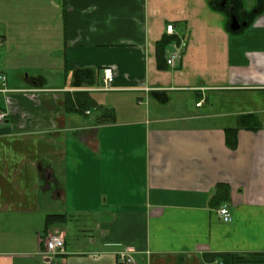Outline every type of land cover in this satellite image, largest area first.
Returning a JSON list of instances; mask_svg holds the SVG:
<instances>
[{
    "label": "crops",
    "instance_id": "crops-1",
    "mask_svg": "<svg viewBox=\"0 0 264 264\" xmlns=\"http://www.w3.org/2000/svg\"><path fill=\"white\" fill-rule=\"evenodd\" d=\"M227 7L259 11L232 32ZM0 75V264H45L53 234V264H264V119L225 121L264 102V0H0Z\"/></svg>",
    "mask_w": 264,
    "mask_h": 264
},
{
    "label": "built area",
    "instance_id": "built-area-1",
    "mask_svg": "<svg viewBox=\"0 0 264 264\" xmlns=\"http://www.w3.org/2000/svg\"><path fill=\"white\" fill-rule=\"evenodd\" d=\"M173 33V26H166V34L171 35ZM181 56V51L177 49L173 54H171L167 60L166 64L172 66L175 61L179 60ZM113 83V72L111 68L103 69L102 86L99 90L107 91L112 90ZM5 76L0 75V92L6 91ZM198 103L197 106H200ZM88 113V112H87ZM5 114L0 112V123L4 120ZM216 215L223 223H230L232 221L231 214L226 206H222L217 209ZM43 248L39 251L38 256L41 261L45 264H53L56 257L61 254L64 250V238L60 234H53L46 236L43 241ZM135 253L132 247H123L121 250L115 252L113 257L118 264H134L133 254Z\"/></svg>",
    "mask_w": 264,
    "mask_h": 264
},
{
    "label": "trees",
    "instance_id": "trees-1",
    "mask_svg": "<svg viewBox=\"0 0 264 264\" xmlns=\"http://www.w3.org/2000/svg\"><path fill=\"white\" fill-rule=\"evenodd\" d=\"M258 11H256V12H258ZM169 42H170V38H164V40L160 44V47L164 48L165 46H167V44ZM79 102H80V105H79L80 107L76 106V108H78V109L83 106L81 104L82 102L81 101H79ZM244 118L245 119L240 118V123L238 126H240L241 128L249 129L248 127H245V126H249L250 124H252L250 120H252L253 117L251 115H247V116H244ZM238 130H239V128L237 127V128L226 129V131H225V133H226L225 143H226V146L231 150H234L236 148ZM250 130L257 131L258 128H253ZM227 196H228V194H227L226 186L218 185L215 189L213 196L210 199V203L215 205V206L219 205V204L227 201ZM65 218H66L65 215H62V214L47 215L45 217V225H46L45 230L51 225H54L57 223H62L65 220ZM206 257H208V260H210L212 258L213 259L218 258L220 264H234V261H236L234 259V257L230 254H215V255L211 256L212 258H210L209 255H207Z\"/></svg>",
    "mask_w": 264,
    "mask_h": 264
},
{
    "label": "rangeland",
    "instance_id": "rangeland-1",
    "mask_svg": "<svg viewBox=\"0 0 264 264\" xmlns=\"http://www.w3.org/2000/svg\"><path fill=\"white\" fill-rule=\"evenodd\" d=\"M210 99H214L212 97L209 96ZM238 101H237V105L236 106H232V105H228L225 107V112H230L233 115L230 117H226L225 121L229 122L230 120L235 122L237 119L240 118H244V116H247L246 113L252 112L250 114L255 115L257 118L259 117L261 120L264 119V102L261 101L256 105H252L250 103H248V99H247V95L246 94H239V96H237ZM192 105L194 106V103H192ZM219 109H215L214 112H218ZM256 112V113H254ZM92 116L94 114L93 111H91ZM70 230L68 231V242H69V246H76V240H81L83 237L80 235H76V222H73L70 225ZM40 258V257H39Z\"/></svg>",
    "mask_w": 264,
    "mask_h": 264
},
{
    "label": "flooded vegetation",
    "instance_id": "flooded-vegetation-1",
    "mask_svg": "<svg viewBox=\"0 0 264 264\" xmlns=\"http://www.w3.org/2000/svg\"><path fill=\"white\" fill-rule=\"evenodd\" d=\"M221 6H223L224 9V2L221 3ZM220 7V4H219ZM226 11L228 12V27L230 29V25L233 23V19H235L238 23V25L240 26V28L238 30H240L244 25L246 26L248 24V21L250 20L252 14H255L256 11H252L251 13L246 12V14L242 13H238L234 8L231 7H227ZM236 30V31H238ZM231 31V29H230ZM236 31H232V32H236Z\"/></svg>",
    "mask_w": 264,
    "mask_h": 264
},
{
    "label": "water",
    "instance_id": "water-1",
    "mask_svg": "<svg viewBox=\"0 0 264 264\" xmlns=\"http://www.w3.org/2000/svg\"><path fill=\"white\" fill-rule=\"evenodd\" d=\"M233 23L230 25V29L231 31H236L240 28V26L238 25L237 21L235 19L232 20ZM245 26V25H244Z\"/></svg>",
    "mask_w": 264,
    "mask_h": 264
}]
</instances>
